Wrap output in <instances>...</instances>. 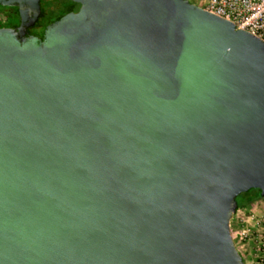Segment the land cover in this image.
I'll use <instances>...</instances> for the list:
<instances>
[{
  "label": "water",
  "instance_id": "95a60500",
  "mask_svg": "<svg viewBox=\"0 0 264 264\" xmlns=\"http://www.w3.org/2000/svg\"><path fill=\"white\" fill-rule=\"evenodd\" d=\"M0 27V264H245L264 196V41L188 0H69Z\"/></svg>",
  "mask_w": 264,
  "mask_h": 264
},
{
  "label": "rangeland",
  "instance_id": "374dc122",
  "mask_svg": "<svg viewBox=\"0 0 264 264\" xmlns=\"http://www.w3.org/2000/svg\"><path fill=\"white\" fill-rule=\"evenodd\" d=\"M188 1L194 3V0ZM50 3L52 0H43V8L46 9ZM45 18L46 16L43 21ZM242 199L243 195L236 197L237 202ZM229 227L233 242L244 263L264 264V197L235 210Z\"/></svg>",
  "mask_w": 264,
  "mask_h": 264
},
{
  "label": "built area",
  "instance_id": "2783aa9c",
  "mask_svg": "<svg viewBox=\"0 0 264 264\" xmlns=\"http://www.w3.org/2000/svg\"><path fill=\"white\" fill-rule=\"evenodd\" d=\"M194 4L264 41V0H194ZM8 21V15L0 11V26Z\"/></svg>",
  "mask_w": 264,
  "mask_h": 264
},
{
  "label": "flooded vegetation",
  "instance_id": "af4514ba",
  "mask_svg": "<svg viewBox=\"0 0 264 264\" xmlns=\"http://www.w3.org/2000/svg\"><path fill=\"white\" fill-rule=\"evenodd\" d=\"M43 0H40V15L38 16L37 20L35 23L29 27H27L25 34L24 35H19L18 37H29V36H36L38 38L43 37V33L45 30V27L51 23L53 20H48L47 18L53 17L56 15H60L65 11V9L72 3L69 0H52V3L44 9ZM191 2V1H190ZM0 10H2L4 13L8 15L10 18V21H8L6 24L0 27H9V28H15L19 25L20 23V15L18 12L17 6H2L0 5ZM46 14V18L44 19V15Z\"/></svg>",
  "mask_w": 264,
  "mask_h": 264
},
{
  "label": "trees",
  "instance_id": "16d2710c",
  "mask_svg": "<svg viewBox=\"0 0 264 264\" xmlns=\"http://www.w3.org/2000/svg\"><path fill=\"white\" fill-rule=\"evenodd\" d=\"M63 13H61L60 15L53 16L52 18L49 17L50 19H48V20L54 21L57 18H59ZM44 16H46V15H44ZM53 21H51V22H53ZM239 195H243V199L241 200V202H237V200H236V209L243 207L246 204H249L255 200H258V199L264 197L260 194V190L257 188H251L247 192L240 193Z\"/></svg>",
  "mask_w": 264,
  "mask_h": 264
}]
</instances>
